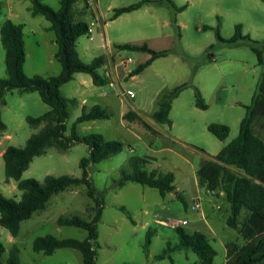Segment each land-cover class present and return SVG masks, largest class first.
I'll return each instance as SVG.
<instances>
[{
  "label": "rangeland",
  "instance_id": "1",
  "mask_svg": "<svg viewBox=\"0 0 264 264\" xmlns=\"http://www.w3.org/2000/svg\"><path fill=\"white\" fill-rule=\"evenodd\" d=\"M139 1L141 0H79L76 4L77 19L94 25L92 35L95 42L89 41L88 34L78 41V50L85 61H91L102 52L98 44L102 40L105 43L104 32L115 55L120 51L116 45L122 43H146L155 51H168L166 56L157 59L142 73L133 77V81L125 82L133 90V107L127 103L128 110L122 119L119 115V101L113 98L110 119L79 125L78 133L81 137L100 133L108 140H118L125 145L122 152L100 163H93L88 168L89 178L104 198V212L98 225L100 247L97 250V264H201L198 256L191 250L169 252L164 259H156V256L168 247L169 242H179L176 231L170 225H176L175 228L183 226L180 221H193L199 216L191 205L194 177L201 160L217 155L239 135L241 120L252 103L263 67L258 64L257 55L247 41L238 45H231L229 41L235 35L236 26L241 25L243 35L259 41L264 50V2L153 0L154 2L145 4L139 10L111 20L114 9ZM46 3L56 10L60 8V0H46ZM0 5V30L7 19L24 27L26 74L43 77L60 74L62 66L55 58L57 45L53 41L56 35L54 31L46 29L51 23L42 15L31 14L29 0H0ZM85 46L91 47V51L84 53ZM147 57L150 55L146 52L124 51L120 61L126 67L130 65L127 71L132 73ZM129 58L133 60L127 65ZM5 77V49L0 33V78ZM128 78L126 77L127 80ZM79 82L80 79L76 78L64 84L61 94L81 100L83 97ZM182 84L190 86L173 100L170 112L172 125L159 124L167 134L163 136L159 128H154L156 122L152 119V114L158 109L162 95ZM195 88L201 91L209 106L207 110L196 107ZM95 90L108 94L113 92L109 85ZM87 92L89 95L94 94L91 89H87ZM89 101L87 108L92 106L94 99L90 98ZM49 110L50 107L43 102L38 92H7L4 103H0V112L7 127L6 132L13 139L5 144L24 147L27 139L40 130L32 127L28 119L39 117ZM131 110L141 114L133 122L124 118ZM81 113V106L70 107L67 135ZM263 121L259 120L255 126L257 134L262 137ZM211 123L224 124L230 128L225 141L209 132L208 125ZM152 134L160 138H153ZM169 136L181 138L190 145L186 150L176 147L185 156L160 150L165 145L174 143ZM188 153L191 155H186ZM88 156L89 147L84 143H77L67 151L52 147L33 160L22 178H35L41 182L47 175L81 178L83 170L80 161ZM132 156L156 157V160L152 159L146 165L145 169L148 171L158 169L165 173L174 172L175 186L179 188L178 193L188 207L176 196L169 194L163 198L157 189L138 183L129 182L119 188L118 181L123 170L127 173L131 171L128 159ZM201 192L203 213L215 235L207 226L203 227V222L201 231L210 237L217 250L214 264H223L225 244L236 242L243 245L245 241L238 230L227 224L230 205L226 198L214 197L211 200L203 189ZM0 193L17 200L21 198L17 182L6 181L3 157H0ZM94 205L93 200L87 196L84 185L54 195L44 210H39L22 223L19 236L14 239L20 249V264H83L82 254L78 250L62 248L52 255H45L33 250V242L37 237L46 235L84 240L87 237L86 230L60 226L57 219L62 215L68 217L77 214L89 220L94 215ZM161 221L169 223L166 224L168 226L160 225ZM150 227L157 231L152 237L149 252L145 253L146 235ZM184 228L188 232L195 230L192 225ZM9 236L10 233L0 226V242L7 249L12 245L8 241Z\"/></svg>",
  "mask_w": 264,
  "mask_h": 264
},
{
  "label": "trees",
  "instance_id": "2",
  "mask_svg": "<svg viewBox=\"0 0 264 264\" xmlns=\"http://www.w3.org/2000/svg\"><path fill=\"white\" fill-rule=\"evenodd\" d=\"M29 1L31 14L33 16L42 15L51 23L49 30L54 31L56 35L55 58L60 62L62 70L60 74L49 77L28 76L24 67L27 56L24 27L11 19L3 23L0 33L5 49L7 77L0 78V103H4L7 92L13 90L22 93L38 92L50 110L39 117L28 119L33 127L42 124L45 126L32 134L24 147L11 145L3 154L6 181L15 180L17 182L21 198L17 200L0 193V226L15 239L19 236L22 223L39 210H44L54 195L69 188L84 185L87 196L95 203L92 207L93 217L88 220L77 214L68 217L62 215L57 219V223L60 226H74L86 230L87 237L84 240H78L58 238L53 235L41 236L34 240L33 250L37 253L52 255L57 249L71 248L82 254L83 264H97V250L100 247L98 225L104 212V198L89 178L88 168L93 163H100L122 152L125 145L118 140H108L100 133H92L85 137L79 135L78 126L80 124L111 118L109 109L101 105H95L91 109L83 108L81 115L73 123L70 134L67 135L70 107L77 106L78 100L63 96L61 87L72 81L77 73L90 75L96 86L108 85L110 79L101 72L106 63V57L101 55L90 62L80 57L77 48L78 40L89 34L90 25L86 21L77 19L76 4L79 0H60V8L57 10L46 3V0ZM154 1L141 0L129 6L116 8L111 20L139 10L145 4ZM168 1L171 2V0ZM243 41H247L257 55L258 64L263 67V74L258 81L252 103L247 107L246 115L241 120L239 135L224 146L217 155L205 160L199 167L197 176L199 184L208 190L225 192L231 205L227 224L238 230L246 240L244 245L236 242L226 244V264H264V137L258 135L255 130L258 121L264 120V50L259 41L252 39L249 35H243L242 26L237 25L235 35L230 39L229 44L238 45ZM116 48L121 51L146 52L150 55L146 62L140 64L131 73L132 76L139 75L155 60L168 54L167 50L155 51L146 43L142 45L117 44ZM189 86V84H182L165 92L158 102V109L152 114V119L158 124L172 125L170 112L173 100ZM195 105L201 110L209 108L201 91L197 88H195ZM124 118L133 122L139 119V115L134 111H129ZM262 126L264 129V121ZM5 129L6 125L2 121L0 112V131ZM208 130L221 141H225L230 134V128L220 123L209 124ZM77 143H84L89 147V156L80 161V167L83 170L81 178L70 175H47L42 182L35 178H22L33 160L45 154L49 148L55 147L61 151H67ZM186 145L190 148L189 144ZM151 160L149 156L130 157L128 165L131 171L127 173L123 170L118 187L121 188L129 182H134L157 189L163 198L176 193L175 174L165 173L158 169L148 171L145 167ZM176 196L187 206L180 194L176 193ZM244 209L248 213L241 223L239 216ZM156 231L152 227L149 228L144 246L145 253L149 252L152 237ZM175 231L179 242L176 244L169 242L168 247L157 255L156 259L166 258L169 252L191 250L198 256L201 264H214L218 253L206 233L200 230L188 232L183 226H177ZM20 263L18 245L13 243L7 249L0 242V264Z\"/></svg>",
  "mask_w": 264,
  "mask_h": 264
},
{
  "label": "crops",
  "instance_id": "3",
  "mask_svg": "<svg viewBox=\"0 0 264 264\" xmlns=\"http://www.w3.org/2000/svg\"><path fill=\"white\" fill-rule=\"evenodd\" d=\"M83 21H85V20H83ZM49 27L50 26H47L46 29L49 30ZM93 27H94V25L91 24L90 25V30L91 31L88 34V39H89L90 42H95V37L92 35L93 30H94ZM104 34H105V43L102 40V43L98 44V47L102 49V52L98 56L104 55L106 57V63L103 66V68L101 69V72L103 74H109V75H111V77L113 78L115 87L111 86V83L109 82L108 85L113 88V92L111 94L96 91L95 88H99V87H103V86H96V85H94L93 80H92V78H91L90 75H84V73L82 75V73H77V74H75L73 80H76V78H79L80 79L79 86L82 89L81 96L83 97L81 100H79V99L76 98L78 100L77 106H81V108L83 110V108H87L86 106L90 102L89 99L90 98H93L94 99V102H93L92 106L90 108H87V109H91L95 105H101L103 107H107L109 109V111H110L111 105L114 102L113 98H117L118 101H119V104H118L119 105V115H120V118L122 119L123 118V114L125 113L126 110H128L127 109V107H128L127 106V103L128 104L130 103V106L133 107V104H131V102H132L131 98H133V90L131 88H129L128 86H126V83H128L129 81H133V77H136L137 75L136 76H132L131 73H129V71H127L129 69L130 65H129V67L128 66L126 67L123 64L124 62H121L120 61V58L123 55V52L124 51H121V50L118 51L117 50L118 53H116V55H115V53H114V51H113V49L111 47L110 41L107 40V38H106V33L105 32H104ZM91 37L93 38L92 40H91ZM53 41L56 43V38ZM122 44H124V43H122ZM77 48H78V44H77ZM89 51H91V47L85 46L83 48V52L84 53H87ZM78 52H79V54H81L80 53V50H78ZM137 53H142V52H137ZM98 56H96V57H98ZM80 57L84 60V58L81 55H80ZM149 58L150 57L145 58V60L143 62H146ZM130 59H132V58H130ZM86 62H90V61H86ZM126 77H129L128 80L126 79ZM87 89H91V91H93L94 94L89 95L88 92H87ZM124 91L127 93V96L120 97L118 95V93H120V92L121 93H124ZM131 111H133V110H131ZM138 115L141 116V114H138ZM90 122H94V121H90ZM85 123H87V122H85ZM82 124H84V123H82ZM155 125L156 126H154V128H159L158 129L159 132L163 136H167V134L164 133V131L161 129V127L159 126L158 123H155ZM44 126L45 125L42 124V125H40L38 127H34V128H40V130H41ZM123 126L127 129V127L125 125H123ZM78 128H79V126H78ZM128 130H130L132 132V130L130 128ZM6 131H7V127H6V129L4 131H0V136H1V140H0V147H1L0 148V157H3V154L6 151V149L9 146H11V145L7 146L5 143L7 141H11L13 139L12 138V135L8 134ZM152 137L153 138H156V139H159L160 138V137L157 138V135H155V134H152ZM169 137H170L169 139L172 140V141H174V143L171 144V145H165L164 148H161L160 150L165 149V151H167V152H174L176 154H179L182 157L185 156V154H182V152H179L176 147H181V148L185 149L187 147V145H186L187 143H185L181 138H178V137H175V136H169ZM162 152H164V151H162ZM186 155H191V153L190 154L188 153ZM149 157H151L154 160L157 159L156 157H153V156H149ZM204 161L205 160L202 159L201 160V164ZM201 164H200V166H201ZM197 171H196L195 177H194V186H193V189H194V192L193 193L194 194H193V197H192V205H191V208H192L193 204L195 203V201H196V199L198 197L202 201V192H201L202 189L204 190V192L206 193V195H209L211 197V200H213L214 197L226 198V200H227V197H226L225 192H223L221 190H218V191H210L205 186H201L199 184V181H198ZM178 191H179V188L176 187V193H178ZM176 193H172L171 195H173L175 197L176 196ZM176 198H177V196H176ZM229 205H230V203H229ZM186 207H188V205ZM218 208H220V207H218ZM230 209H231V205H230ZM243 211H242L243 212L242 220L239 219L241 223L244 221V219H245V217L247 216V213H248L246 210H243ZM203 212L204 211H203V204H202V211L201 212H197L199 214V216H198L197 219H195L193 221L183 220V221H180V223L181 222L184 223V224H182L183 227L184 226H188V225H192L195 230H200L201 231L202 230V223L201 222H203V227H204V225L207 226L208 229L210 230V232H212V234L215 235V233L213 232L212 228H210V226L207 224L206 218H205V214ZM159 224L160 225H163V226H168L166 224H169V223H164L163 221H161ZM170 226H171L172 229L175 230V226L176 225H170ZM8 241H9L10 244H13L14 243V238L12 236H9ZM244 241L246 243V240L245 239H244ZM226 244H225V248H224V260H223V264H226V262H227V249H226ZM181 251H183V250H181Z\"/></svg>",
  "mask_w": 264,
  "mask_h": 264
},
{
  "label": "built area",
  "instance_id": "4",
  "mask_svg": "<svg viewBox=\"0 0 264 264\" xmlns=\"http://www.w3.org/2000/svg\"><path fill=\"white\" fill-rule=\"evenodd\" d=\"M91 31V30H90ZM93 38L91 37V40H92ZM132 61V59H127V61H126V64L128 65V64H130V62ZM109 79H110V83H111V86H113V87H115V84H114V81H113V78L111 77V75H109V74H105ZM118 95L120 96V97H124V96H127V93L124 91V93H118ZM192 209L194 210V211H197V212H201L202 211V201H201V199L198 197L197 199H196V201H195V203L193 204V206H192ZM182 224H184L183 222H181V225Z\"/></svg>",
  "mask_w": 264,
  "mask_h": 264
}]
</instances>
